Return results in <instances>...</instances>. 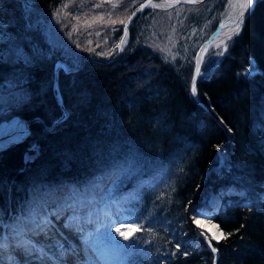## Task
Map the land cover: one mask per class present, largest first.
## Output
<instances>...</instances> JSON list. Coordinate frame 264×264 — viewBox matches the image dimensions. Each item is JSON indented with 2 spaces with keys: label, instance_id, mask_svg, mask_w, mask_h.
I'll use <instances>...</instances> for the list:
<instances>
[{
  "label": "trees",
  "instance_id": "16d2710c",
  "mask_svg": "<svg viewBox=\"0 0 264 264\" xmlns=\"http://www.w3.org/2000/svg\"><path fill=\"white\" fill-rule=\"evenodd\" d=\"M64 1L0 0V33L7 38L0 43V88L21 81L28 98L17 114L30 124L24 140L0 149V221L28 219L37 198L52 208L49 197L62 191L95 211L106 196L83 189L99 176L116 185L118 174L111 173L120 172L125 192L137 180H153L137 199L114 202L139 221L137 228L143 226L130 233L139 248L120 251L125 264H214L186 216V206L200 200V187L223 199L214 220L224 236L210 240L219 253L217 264H264V0L257 1L228 56L212 65L210 76H199L201 103L233 133L229 169L205 179L218 165V149L227 138L218 118L190 93L199 60L191 65L188 81L183 79L189 65L184 43L176 40L168 51L154 52L135 42L143 30L160 29L153 12L133 23L132 42L112 62L82 56L75 72L60 73L69 116L56 124L61 116L52 88L57 57L37 31L41 13L49 17ZM206 8L202 17L189 21L186 33L200 31ZM215 26L207 31L198 59ZM122 33L123 26L119 40ZM11 43L21 44L33 63L4 60ZM251 66L257 72L251 73ZM161 170L169 178L161 181ZM109 239L120 245L128 240L111 233L103 238Z\"/></svg>",
  "mask_w": 264,
  "mask_h": 264
},
{
  "label": "rangeland",
  "instance_id": "374dc122",
  "mask_svg": "<svg viewBox=\"0 0 264 264\" xmlns=\"http://www.w3.org/2000/svg\"><path fill=\"white\" fill-rule=\"evenodd\" d=\"M144 1L145 0H65L59 6V8L56 9L49 17L41 13L40 23L42 24V26L38 29V31L37 30L36 31L41 32L43 39H45L48 46L50 47L49 52H53L54 56L57 57L56 64L62 63L63 65L66 66L69 72H75L81 64L82 56H87L89 58L105 61L113 58V56L116 53H118L121 38L120 40L118 39L117 33H119L120 31V27L124 26L126 19ZM257 1L258 0H255V3L252 7L253 10ZM205 5H207L206 10L208 9L205 15L207 16V18L205 20L203 18V24L201 25L200 31L196 32L195 30H193L190 31L189 33H186L187 24L189 23V21L191 19L194 20L196 18L202 17L205 14L202 10ZM235 5H236V0H209L201 3L199 6H197V8H194L193 6L190 5H186L187 7H183L184 5L174 6L173 0H154L151 3V6H153L151 7V10H146L144 13H142L136 19H134L133 22L131 23L129 34L126 40V48H128L129 44L132 42L133 23L137 19H140L142 16H144L147 12L155 13L154 19L156 21V24L161 23L160 29L156 33L143 30L141 36L138 35V37H136L135 42L142 41L143 45L152 48L154 52H158L161 50L168 51L169 50L168 46L171 45V43L176 40L182 41V43H184V49L188 50V52L184 53V57L186 58L185 59L186 64L189 65L185 70L183 77L185 82H187L189 75L191 74L190 73L191 65H193V63L195 62L197 63V60L201 59V57L198 59V55L202 42L207 36V31L210 30V28L213 27L214 25H216L215 27H218L220 22L226 17H228L230 11L233 9L235 10ZM247 20L248 19H246V21L244 20L245 23L244 21L243 23L246 24ZM242 27L243 26L239 28V32L241 31ZM238 34L232 31L231 28L224 29L221 31L217 39L211 44L210 49L208 51L207 54L208 60L206 62V66L203 72L201 73L202 79L210 76L212 65H218L226 56H228V52L232 48V45H234L233 42L238 37ZM6 41H7L6 36H3L0 33V43H4ZM188 46L190 47V49H188L189 48ZM3 59L6 61H10L11 64L20 63L25 65H30L32 62V59L29 58L27 54L21 49V44L19 45L17 43H11L9 45L8 50L4 51L3 53ZM213 61L214 63H210ZM251 67H252V69H250L251 73L257 72L253 66ZM62 71L64 70L59 71L57 89H55L56 81H54L52 88L54 92L57 93L58 91V93H60L62 97V102L65 106L66 113L69 116L60 85V73ZM20 82L21 81H19V79L16 82H14V80H11L8 81L7 84H5L7 85L6 89L0 88V120L2 122L0 125V133L3 127H6L15 119H19L22 122V124L26 123L30 129V124L28 123V121L22 119L17 114L23 101L27 100L28 98L27 93L20 88ZM198 84H199V80H198ZM192 86L191 88L189 86V88L193 101L196 102L198 105H200L202 104L200 101V92L198 88H196V92L194 94L192 91ZM206 108L209 109L207 110L210 114H213V117L218 118L215 115L214 111L213 112L211 111V107H206ZM62 113L63 112L61 110V114ZM217 122L219 126L222 128L223 132H225V135L227 133L226 135L227 140L223 146V148L225 149L221 148L220 150H218V153L220 152L219 161L221 163L218 162V166L216 170H214V167H212L213 169L211 168V170L209 171L210 174H213L214 172L221 170L227 171L230 166L231 153L228 151V148L229 146H231L230 144L233 139V133L220 118H218ZM29 134H30L29 132L24 133L23 137L20 140L13 142L11 145L19 143L20 141L24 140ZM4 148L6 147L0 146V149H4ZM209 172L208 175H210ZM119 173L117 172L111 173V175L118 174L116 185L115 183L111 184V182H109L111 180L109 179V177L107 178L106 176H99L96 179H94L95 180L94 183L93 182L92 183L90 182L91 184L89 183L90 184L89 187L85 186V188L83 189L84 194H91L92 191L98 194L103 193L106 196L103 197L104 199L103 207L108 208L109 203L114 204V202L119 203L120 201H127L129 199L130 200L134 199L136 195L140 194L141 188L144 184L153 182V180L144 181L145 178L142 180H137L136 187L133 188V190L125 192L123 190L124 187L123 185L126 179L122 174ZM168 175L169 174L161 170L160 173V177L162 178L161 181H163V179L169 178ZM206 175L207 173L204 175V179ZM162 186H165L164 183ZM197 191H198V195L201 197L200 200L197 201H201L202 204H198L194 202L189 203L186 206L187 219L191 224V226L194 227L195 233L196 231H198L200 236L203 237L201 238V240H204L206 236L207 239L205 240L206 241L208 240V243L209 240L214 242H219L223 238L224 234L216 221L209 219L213 223H215L219 227V229H221L220 231H222L221 235L215 239H213L214 237L213 234H211L208 230L204 229V226H202L201 224H197L196 221L197 219H201V220L208 219L205 218L206 215H208L207 213L214 215L218 212V211L215 212L218 209L216 208V206H210V199L213 196L218 198L219 204L222 203L223 199L219 193H215L212 191L210 192L205 191L203 187L198 188ZM59 194H63V191L60 192ZM51 198L56 203L55 209L56 208L66 209L61 213L63 215H68L70 213V209L72 207H77L82 201V199H79L78 196L76 197L70 195H67L65 199L62 198L60 199L59 197H57L56 199V195L51 196ZM42 202L44 201L39 199L35 200L34 202L35 212H33L35 215L36 213L43 214L44 210L42 209L41 206ZM52 212L47 213L49 216L44 213L43 216H40V219L52 220V223L55 226L54 229L57 232L58 237L56 238H58L59 240L58 243L63 245H70V246L75 245L77 249H80L81 244H83L86 241L85 238H83L81 242L79 240V242L75 244V241L77 240H75V238L73 240L72 235L68 236V232L70 231L65 229L64 225L62 226L63 223L61 224L60 221L54 222V217L56 215L52 214ZM196 212H200L201 215L199 216L194 215V213ZM96 213L97 215H99L98 211H96ZM98 219L101 226L97 235L95 232L94 236L95 235L98 237L100 236L97 244L98 247H100L99 249L101 250L105 249L106 245L108 244L107 240H103V238L106 237L109 232L114 231L111 233V235H116L117 237H123L116 231L117 228H119L121 232H123L125 235L128 236L127 242H123V245H127V246L130 244L131 245L126 249L133 251L139 248L140 244L138 242H133L131 240L133 234L130 235V233L137 228L136 224L135 223L126 224L120 222L123 220L134 221V218L131 215H127V214L124 215V213H121L120 211L111 208V210L105 216H103V218L98 216ZM7 226H9L7 227V230L12 232L11 224L8 223ZM18 229L17 232L19 231ZM201 233H203V235H201ZM30 235H33V233H30ZM44 238L40 237L37 239V241L40 242V244L46 251L54 252L56 255L60 256V249L57 247L58 243H56V245H53L52 243H50V241L47 238L45 239ZM61 240L65 243H63ZM81 255L85 256V258H87V256L88 258L89 257L93 258L91 259V263H85V264H125V258L121 255V252H118L114 255L106 254L105 258H101L97 260L95 259L96 253L93 250H91L89 247L84 246V250Z\"/></svg>",
  "mask_w": 264,
  "mask_h": 264
},
{
  "label": "snow or ice",
  "instance_id": "6c2138e0",
  "mask_svg": "<svg viewBox=\"0 0 264 264\" xmlns=\"http://www.w3.org/2000/svg\"><path fill=\"white\" fill-rule=\"evenodd\" d=\"M254 2H255V0H247V3L240 5V7L243 10L246 11L249 7H251L254 4ZM243 15H244V12L241 11L235 16V18H230V20H231V30L234 31L236 34H238L239 28L242 26ZM224 27H228V25L224 24V23H221L220 24V28H224ZM124 32H125V34L127 33V28L126 27L124 29ZM121 43H124V41L122 39H121ZM210 63H214V61L210 62ZM196 71L199 74L200 68H199L198 64L196 66ZM192 91L195 94V92H196L195 83H193ZM64 210H66V209L59 208L53 214L56 215V216H59L60 212L64 211ZM72 211H73V215L75 216V209H73ZM85 215H86V213H85ZM194 215L199 216V215H201V213L200 212H196V213H194ZM205 218H210V217H205ZM120 222L121 223H126V224H132V223L139 224L138 220H136V221L123 220V221H120ZM196 223L199 224V220H197ZM28 225H31L30 230L31 229H39L41 231H50V230L54 229V227H55L54 224L52 223L51 219L41 220V219H38V218H34L31 214H29V217H28ZM66 226H68V225H66ZM142 227L143 226H140V227L136 228L135 230L136 231H140ZM80 231L82 233H84L85 237H87V235H88V230L87 229H85L84 227H81ZM116 231L121 236H123V238L125 240L128 239V236L125 235L123 232H121L119 228H117ZM12 232H13V237L14 238H15L16 235L19 234L17 232V228L15 226H12ZM201 235H203V233H201ZM205 239H207L206 236H205ZM213 239H215V237H213ZM21 245H22V242H18V244L16 246H21ZM209 246H211L210 242H209ZM0 247H5V245H0ZM57 247L60 249V253H61L60 256L58 257V262L59 261H63L65 254H71V255H76L77 254V250L76 249H73L71 247H69L68 249H65L63 244H59L58 243ZM128 247L129 246L120 245L117 242H115L114 240L109 239L108 244L106 245L105 249L101 250L99 248L93 247V251L96 253L95 259L99 260L101 258H105L106 254H113L114 255V254H116V253L120 252L121 250H124V249H126ZM216 251H217V249L213 247L212 248V252L215 253ZM25 252L27 254H32V253L36 252V249H35V247H32V248L25 247ZM37 258H43V257L40 256L39 253H37ZM91 259H93V258L89 257V260H91Z\"/></svg>",
  "mask_w": 264,
  "mask_h": 264
},
{
  "label": "bare ground",
  "instance_id": "6f19581e",
  "mask_svg": "<svg viewBox=\"0 0 264 264\" xmlns=\"http://www.w3.org/2000/svg\"><path fill=\"white\" fill-rule=\"evenodd\" d=\"M247 3V0H236V5H235V10L233 9V10H231L230 11V14L228 15V17L226 18V20L225 21H223L222 23H224V24H227L228 25V27H224V28H221V31L222 30H224V29H229V28H231V20H230V18H235V16L239 13V12H241V11H243L244 12V15H243V21L245 20V18L247 17V15L250 13V11L252 12V7H253V5L251 6V7H249L246 11L245 10H243L241 7H240V5H242V4H246ZM255 3V2H254ZM252 9V10H251ZM58 64H62V63H57L56 65H55V68H56V66L58 65ZM26 131V127L22 124V122L19 120V119H15V120H13L9 125H7L6 127H3L2 129H1V133H0V146L1 147H4L5 145H7V144H9V143H13V142H15V141H18V140H20L22 137H23V135H24V133H26L25 132ZM29 132V131H28ZM226 135H227V133H226ZM223 146L224 145H222V147L221 148H223ZM221 148H219L218 150H220ZM223 149H225V148H223ZM222 152V151H221ZM220 153V152H219ZM219 153H218V162H220L219 161V159H220V156H219ZM218 166V165H217ZM217 166H214V169H216L217 168ZM216 167V168H215ZM213 169V168H212ZM211 170V169H210ZM209 170V171H210ZM208 171V172H209ZM208 172H207V175L206 176H209L208 175ZM209 174H210V172H209ZM219 200H218V198H216V197H212L211 199H210V206H216V208H218L219 207ZM218 206V207H217ZM208 214V216L210 215L209 213H207ZM207 215H206V217H208ZM210 218H208V219H206V220H201V219H197V220H199V224H201L202 226H204V229H206V230H208L211 234H213V236L215 237V238H217L218 236H220L221 235V232L222 231H220L221 229H219V227L215 224V223H213L211 220H209ZM200 226V225H199Z\"/></svg>",
  "mask_w": 264,
  "mask_h": 264
},
{
  "label": "water",
  "instance_id": "95a60500",
  "mask_svg": "<svg viewBox=\"0 0 264 264\" xmlns=\"http://www.w3.org/2000/svg\"><path fill=\"white\" fill-rule=\"evenodd\" d=\"M153 0H145L138 8H136L134 11H133V13L126 19V21H125V23H124V26H123V33H122V37H121V39L124 41V43H121V40H120V45H119V49H118V54H117V56H119L121 53H123V51L126 49V40H127V36H128V34H129V29H130V25H131V23L133 22V20L134 19H136L141 13H143L144 11H146L147 9H151V2H152ZM205 1H209V0H174V2H175V4H174V6L176 5V4H187V5H199V4H201V3H203V2H205ZM150 7V8H149ZM125 27L127 28V33L125 34V32H124V29H125ZM207 49H208V46H206L205 47V49H204V56H205V54H206V52H207ZM204 56H203V58H204ZM114 60V57L113 58H111V59H108V60H105V61H103V60H98V59H94V61L95 62H97V63H99V64H106V63H110V62H112ZM60 70H64L66 73H69V70L66 68V66L65 65H63V64H58L57 66H56V68H55V81H56V84H55V89H57V87H58V76H59V71ZM55 93V98L57 99V102H58V104H59V106H60V108H61V110H62V114H61V116L58 118V120L56 121V124H59V123H61L64 119H66L67 117H68V115H67V113H66V110H65V106H64V104H63V102H62V97H61V95H60V93H58V91H57V93L56 92H54ZM201 105V107H203L204 109H205V111H208L207 110V108H205L202 104H200ZM40 120H38V119H36L34 122H39ZM25 127H26V133L29 131V127L27 126V124L26 123H24L23 124ZM12 143H9V144H7V145H5V147H9V145H11ZM214 170H216V169H214ZM195 203H199V202H195ZM215 254H216V261H217V259H218V253L217 252H215Z\"/></svg>",
  "mask_w": 264,
  "mask_h": 264
}]
</instances>
